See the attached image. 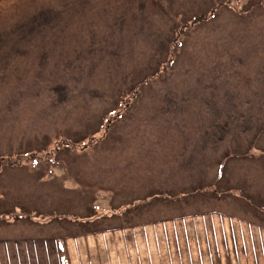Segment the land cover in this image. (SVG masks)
I'll return each mask as SVG.
<instances>
[{"label": "rangeland", "instance_id": "obj_1", "mask_svg": "<svg viewBox=\"0 0 264 264\" xmlns=\"http://www.w3.org/2000/svg\"><path fill=\"white\" fill-rule=\"evenodd\" d=\"M0 189V264H264V0H0Z\"/></svg>", "mask_w": 264, "mask_h": 264}]
</instances>
